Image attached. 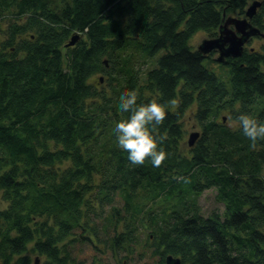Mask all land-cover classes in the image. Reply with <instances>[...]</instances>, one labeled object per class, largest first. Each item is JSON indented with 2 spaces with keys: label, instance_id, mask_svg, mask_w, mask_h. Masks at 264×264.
<instances>
[{
  "label": "trees",
  "instance_id": "obj_1",
  "mask_svg": "<svg viewBox=\"0 0 264 264\" xmlns=\"http://www.w3.org/2000/svg\"><path fill=\"white\" fill-rule=\"evenodd\" d=\"M248 1L0 0V264H83L77 245L118 264H264V138L235 119L264 121V49L217 62L190 45ZM259 2L250 23L264 33ZM124 88L164 106L149 125L158 167L117 146ZM209 189L223 209L206 217Z\"/></svg>",
  "mask_w": 264,
  "mask_h": 264
},
{
  "label": "clouds",
  "instance_id": "obj_2",
  "mask_svg": "<svg viewBox=\"0 0 264 264\" xmlns=\"http://www.w3.org/2000/svg\"><path fill=\"white\" fill-rule=\"evenodd\" d=\"M119 105L122 112L128 115L115 124L117 146L126 152L127 159L133 164H143L148 158L153 167L160 166L167 153L163 148L157 147V140L149 125L163 121L166 115L164 106L155 98L146 103H137L136 92L128 88L121 91ZM235 119L238 120L243 135L250 141L264 138V121H258L246 113L238 114Z\"/></svg>",
  "mask_w": 264,
  "mask_h": 264
},
{
  "label": "water",
  "instance_id": "obj_3",
  "mask_svg": "<svg viewBox=\"0 0 264 264\" xmlns=\"http://www.w3.org/2000/svg\"><path fill=\"white\" fill-rule=\"evenodd\" d=\"M260 7L259 1H253L245 10L243 18H236L232 16L224 17L222 24L218 27L217 36L214 38L204 39L197 46L198 51L202 56H207L213 52L217 53V62H224L227 58H238L241 56L245 44L253 36H260L264 39V33L251 25L250 20L256 14ZM232 26V28L230 27ZM78 35H73L65 45L66 47L73 46L78 40ZM107 65L106 61H104ZM102 82V77L99 78ZM225 118H223V121ZM198 132H192L187 139V145L191 147L198 138ZM37 264V260H35ZM165 264H180L178 258L167 256Z\"/></svg>",
  "mask_w": 264,
  "mask_h": 264
},
{
  "label": "rangeland",
  "instance_id": "obj_4",
  "mask_svg": "<svg viewBox=\"0 0 264 264\" xmlns=\"http://www.w3.org/2000/svg\"><path fill=\"white\" fill-rule=\"evenodd\" d=\"M252 1L253 0H249L248 3L250 4ZM232 17L243 18L244 16L241 17V16L233 15ZM230 27L232 28V26H230ZM209 38H210V35L207 32L199 31V32L195 33L192 36V38L190 39V45L192 46L193 50H196L197 46L201 43L202 40L209 39ZM244 49H255V50L260 51V50L264 49V39L260 36L251 37L248 40V42L246 43V45L244 46ZM214 53L216 54V52H214ZM215 54H213V55L210 54L211 59H215V57H216ZM202 64L210 72H213L216 75H222V77L225 78L226 67H224V72H223V68L220 66L219 63H217L215 61L208 60L207 58H205L202 61ZM184 124H185L184 128L186 129V135L184 136V145L187 146L188 134L190 132L199 130L198 127L193 122L189 110L186 111L184 114ZM198 204L202 210L203 215L206 217L209 216L212 212H221L223 209L222 204H220L216 200L215 191L212 189L205 190L201 194V196L198 199ZM2 205L4 206V204H2ZM97 245L100 249H103V251H105V249L103 248V246L100 242ZM77 253H78V256H77L78 261L83 260L82 261L83 264H93V262L95 264H118L121 261V259H119V258H122V256H119L118 258L112 257V255L109 251L105 252V253L97 252L89 246L82 247L80 245H77L76 249L74 250V254H77ZM124 264H126V262H124ZM133 264H141V263H137L136 260L134 259Z\"/></svg>",
  "mask_w": 264,
  "mask_h": 264
},
{
  "label": "flooded vegetation",
  "instance_id": "obj_5",
  "mask_svg": "<svg viewBox=\"0 0 264 264\" xmlns=\"http://www.w3.org/2000/svg\"><path fill=\"white\" fill-rule=\"evenodd\" d=\"M246 45V44H245ZM164 264H165V262H164Z\"/></svg>",
  "mask_w": 264,
  "mask_h": 264
}]
</instances>
